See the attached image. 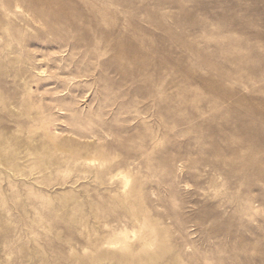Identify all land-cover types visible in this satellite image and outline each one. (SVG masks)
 <instances>
[{"label":"rangeland","instance_id":"obj_1","mask_svg":"<svg viewBox=\"0 0 264 264\" xmlns=\"http://www.w3.org/2000/svg\"><path fill=\"white\" fill-rule=\"evenodd\" d=\"M0 264H264V0H0Z\"/></svg>","mask_w":264,"mask_h":264},{"label":"bare ground","instance_id":"obj_2","mask_svg":"<svg viewBox=\"0 0 264 264\" xmlns=\"http://www.w3.org/2000/svg\"><path fill=\"white\" fill-rule=\"evenodd\" d=\"M145 69H146V68H145ZM205 124H206V123H205ZM242 126H243V125H242ZM242 126H241V127H242ZM245 129H247V128H245ZM243 131H245V130H243ZM247 159H248V158H247Z\"/></svg>","mask_w":264,"mask_h":264}]
</instances>
